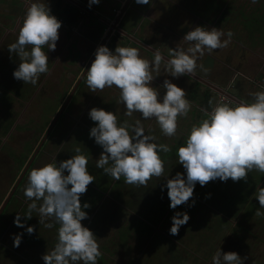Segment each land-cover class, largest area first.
<instances>
[{"label":"clouds","instance_id":"9594fccd","mask_svg":"<svg viewBox=\"0 0 264 264\" xmlns=\"http://www.w3.org/2000/svg\"><path fill=\"white\" fill-rule=\"evenodd\" d=\"M135 2L150 4L151 0ZM97 3L99 0H88L89 7ZM60 27L61 22L51 14L47 0H25L16 38L7 46L9 53L19 60L12 73L14 79L35 86L39 77L50 71L47 51L55 50ZM232 35L230 30L197 25L181 39L187 47H168L166 55L159 48L152 49L151 60L141 56L136 47L116 45L109 50L98 45L84 70L85 83L94 93L105 87L117 88L118 102L124 106L126 115L135 112L143 120H155L164 136L173 137L178 117H186L192 105L185 90L171 80L165 78L158 87L151 82L161 74V66L173 78L194 75L198 69L206 74L208 69L197 60L205 52L227 47ZM258 87L250 99L229 102L222 96L208 100L207 108L200 109L202 117L191 124L183 143L176 147L177 163L184 173L177 172L171 178L165 174L159 155L170 152L169 145L157 143L155 136L145 132L140 119L134 123L118 122L114 112L92 107L88 116L95 124L89 136L102 149L95 166L114 180L123 177L126 184L136 186H146L151 178L163 177L171 209L190 200L197 182L201 186L217 178L236 182L246 180L253 170L264 173V83ZM87 165L88 157L77 146L69 158L57 163L54 157L29 171L23 188L28 201L24 218L35 212L45 228L58 226L53 247L41 256L44 264H97L101 256L96 236L81 223L87 218L84 209L89 205L87 202L82 205L79 197L95 179ZM252 196L259 203L255 215L264 216L260 211L264 209V186L257 185ZM20 217L17 213L13 223L24 227ZM170 219L168 231L175 236L189 216L187 212L176 211ZM25 231L31 234L32 226ZM12 240L13 247H18L21 234L13 235ZM244 259L235 251L222 252L218 247L211 264H243Z\"/></svg>","mask_w":264,"mask_h":264},{"label":"rangeland","instance_id":"374dc122","mask_svg":"<svg viewBox=\"0 0 264 264\" xmlns=\"http://www.w3.org/2000/svg\"><path fill=\"white\" fill-rule=\"evenodd\" d=\"M48 1L49 0H47V2ZM102 1V9L103 7L112 6V4L109 3V0ZM230 4H232L234 8L230 10V15L225 17L227 22H222L219 25L221 31L226 32L230 30L233 33L231 42L225 48L213 50L211 53L205 52V54L197 60L198 64H203L204 67L208 69V72L204 74L198 69V75L194 74V78L187 75L173 78L166 73L163 74V66H161L160 75L162 76V79H160V75L154 77L155 80L153 79L151 82L153 87L160 86L165 78L171 80L179 87L181 85L189 87L192 81H201L203 77L208 74V77H212L208 80L209 82L211 80L216 81L217 79L222 80V85L219 86L221 90L227 91V87H229V89H232L235 92H240L241 96L243 95L249 99L251 98L250 94L252 92L259 90L258 86L264 83V36L262 37L263 34L257 27L263 29L264 31V26L258 24L256 27L252 24H248L247 20L250 17H253L254 14H261L264 12V0H257L256 3H252V0H230ZM140 5L142 6L140 8L141 11L143 10V7H145V4ZM254 10L257 12L252 15L251 12ZM217 11L218 10L216 9V12ZM166 12L170 13V16H165L166 19H172L174 17L172 16L174 10H168V7H166ZM53 15L55 16L57 14L53 13ZM124 15L126 16L125 23H147L143 17H140L134 11L128 10V13L126 11ZM152 15L156 17V12H153ZM0 19V23L2 22L3 24L0 26V77H5L0 78L1 123L2 120H8L4 117L7 111L10 113L8 117L10 116L13 121L16 120L19 112H21L22 108L24 109L25 105L23 106V103L20 104L16 102V100H13L14 97H12L9 93L6 95L10 98V100L12 97L11 101L9 100L8 103H4L2 99L5 94L2 89H6L11 92L17 88L15 86V82H13V78L8 80L6 77H13L12 71H10L7 75L5 70H7L10 64L18 65L19 60L14 53L10 54L7 48V46L16 38V22L12 20L4 21L5 19L2 15H0ZM85 25L87 24L84 23L82 26L85 27ZM148 26L150 27L149 30L151 34H160L159 27H155L153 24H149ZM6 28H8L9 31H6ZM90 31V29H84L83 31H79V33L88 34ZM70 34L71 33L67 35L66 40L69 43L70 41L68 38ZM139 34L142 35V32H139ZM163 36V38L169 39L176 44L175 42L177 41L175 40V37L169 36L167 33L166 36ZM157 38L159 39L161 37ZM65 39L66 36L64 34H62V36L58 34L55 50L47 51L46 47L44 49L47 51L50 71L46 74H42L36 84L39 85L42 77H47V91L44 93V97L42 99H51L50 101H52L56 96L58 97V93H61L63 90L67 91L69 88L71 89L70 82L76 78L75 76L79 75L77 74V71L80 68V64L77 62L76 57H74L75 54L73 55L72 51H63L66 49L64 48ZM77 43L78 42H74L73 44ZM131 46L133 47V44ZM80 49H82L81 46ZM88 55L89 53L86 54L84 61L88 59ZM207 56L211 57L208 58ZM57 58L58 60L55 62V59ZM84 61H81L82 65H84ZM54 63L56 64L53 67ZM73 73H76L74 76L75 78L72 77ZM195 84L197 85L198 82ZM28 87L29 90H25V97L31 96L33 88L35 89L36 86L29 84ZM204 88V86L199 87V95L202 94ZM228 91L232 92L230 90ZM107 93H109V91H105L103 93L100 91L94 97L92 92L86 90V94L83 92L81 97L78 98L75 93L73 100H76L70 105L69 115L71 116L66 117V124L63 123V120H60L53 128V134L55 133L53 137L54 145H51L50 143L46 144L44 153L38 156V159L35 160L33 167H38L46 162H50L54 157L57 163L64 160L66 153L71 152L80 141L79 137L86 136L88 134L85 130L94 126L95 122L91 121L88 116V111L92 107H101L106 111H111L113 108V112L117 116L118 122L128 121L129 123H134L136 120L140 119L144 129H147L148 127V132L146 133H151L155 136L157 143L171 144L175 142L174 138H178L186 134L187 128L185 126L187 125L190 127L191 124H193L190 113H188L186 117H178L176 135L173 137H166L161 133L158 125L155 123V120H143L141 119L140 114L135 112L131 116L126 115L124 106L118 102V89L111 92V94ZM214 93L215 95L217 94V92ZM220 96L221 95L218 93L215 98H221ZM47 97L50 99H46ZM199 97L188 98L186 95V99H188L192 105L190 111L192 110L194 113H196L195 108L197 110V106H199ZM59 102L60 100H56L53 102V105L49 106L51 113L56 111ZM37 103V99H34V102L27 110L24 111L25 117L22 119L21 123L24 122L23 124L25 126L32 125L33 122H36L34 120L36 117L35 114L40 110V105ZM107 105L111 108L107 109ZM4 108H7V110H4ZM9 108L10 110H8ZM75 109H77V112ZM148 122H150V126ZM64 129L67 133L60 136L58 132ZM178 132L179 134H177ZM42 135V130H40L37 133L38 139L41 138ZM1 138L2 134L0 141L2 140ZM24 138L25 134L18 131L17 138L11 135V138L9 139L12 140V143L10 144L11 146L6 142L0 150V157H2L0 159V163L6 165V172H8L9 168L11 169V176L9 178L7 177V179L11 178L10 186L13 184V174L17 175L20 173V166L14 163V158L16 157L20 145L23 149L22 157H26L27 159L31 156L38 144V140H31L29 143L25 144L23 142ZM62 139L63 143L61 142ZM16 140L18 144H15ZM4 149L6 150V154L2 153V150ZM62 153L64 154V157H62ZM100 153L101 151H96L93 155L88 156V163L95 166L96 159H98ZM60 154H62L61 157ZM159 155L161 158H164L166 153L161 152ZM164 168L166 174L168 173V178H171L177 173L175 170L176 167H172L171 165ZM212 183H215V185L221 183L224 188V192H226L227 189H231V193L228 194V196L224 195L220 197L218 195L214 198L210 194L216 195L215 192H217V190L214 192L209 189L212 184L207 182L205 185L208 189L201 192L209 194L205 195L202 201L209 202L212 199H216L221 204L212 203V205H209L207 209L206 207L205 209H199L200 203H198L196 207H193L198 211L192 217V222L189 221L187 222L188 225H183L187 229H179V233H187L188 236H186V234L184 236L182 233L179 236L176 235L179 237L176 241H171V238L174 236L170 235L168 231L169 226L171 225V221L169 220L163 221L155 226V229H151L154 236L149 239L147 237L138 239L137 237L126 236L127 239L124 241L119 238V236L123 234L122 230H124V228L122 227H124L127 223H131L130 218H132L133 214L135 215V213L131 210L130 201L135 197L142 198L145 196L140 193V191L135 192L137 187L134 188V185L126 184V189L121 191V195L115 198L116 201H113V199L109 197V192H105L104 195L96 201L86 200L87 198L81 194L82 199L86 202L88 201L90 204V208L86 212L87 218L82 220L81 223L85 227L89 228L97 238V243L101 252V256L98 257L97 261L101 258L104 261V264H211V257L219 247L222 252L235 251L239 256L246 257L243 264H264V216L255 215V211L259 208V203L256 198L252 196V193L255 191L257 185L264 186V173L253 170L247 175L246 180L233 182L229 178L227 181L222 182L217 178ZM156 184L157 182L153 181L151 186ZM91 186L96 188V186L92 183ZM235 187H238L239 190L237 188L235 189ZM88 192L89 190L87 188L83 194L87 195ZM232 197H234V199ZM191 200L192 198H190L189 201L191 202ZM161 201L162 200H156V205H158L156 209L161 208ZM231 201H233L234 204H229ZM151 202H153V200H151ZM250 203H254V213L252 215L249 213V211H253L250 208ZM178 208H180L181 212H187V205L184 203L181 204L180 207L178 205L176 209L171 210V217L176 211H178ZM260 211L264 212V209H260ZM170 215L168 218H170ZM139 218L145 221L143 217ZM157 219L158 218H156V220ZM39 224L41 226L37 232V236L41 239L40 245L42 248L39 247L37 249H33L29 245L27 246L22 238L18 247H13L12 239H10L11 241L8 239L3 242L0 241V246L5 250V255L0 256V258H2V263L0 264H29V262L32 264H44L41 256L53 247L56 241V229L58 226L53 224L52 228H45L43 223ZM150 226H152V224ZM138 227H141V225H138ZM146 227L147 229L139 228V230L143 229L142 231H148V226L145 225L144 228ZM10 230L13 231L12 229ZM13 232V235L17 233H23V235L26 234L25 229L22 230V233L20 229H18V231L16 229Z\"/></svg>","mask_w":264,"mask_h":264},{"label":"flooded vegetation","instance_id":"af4514ba","mask_svg":"<svg viewBox=\"0 0 264 264\" xmlns=\"http://www.w3.org/2000/svg\"><path fill=\"white\" fill-rule=\"evenodd\" d=\"M126 1L127 0H123L121 3L122 5L119 4V7L117 6L103 7L105 11L101 7V4L103 3L102 0L101 1L99 0V3L97 4H92L90 7L88 6V0H60L59 3H56V5L54 6L56 8L55 9L56 11L54 12L55 14H57L59 11H64L65 9L69 10L71 6L74 7L73 12H67V14L65 13L67 15V18H65V20L63 18H60L59 21L61 22V24H63L64 30L66 31L68 30L67 32L71 33L69 35V38L72 35H77V37L79 38L78 40L81 41L80 43L78 41V43L75 44L74 46H70V49L72 50L73 54L75 52V49H78V47H79V51L81 50L82 52V55L80 53V55L78 54L77 55L78 57L76 58L77 62L80 64V68L77 71V74L79 75L75 76L76 73H73L72 77L75 76L76 78L74 77L75 79L70 82L71 89L69 88L67 91L63 90L61 93H58V97L56 96L55 99L52 101H50L51 99L48 97L46 99H50V100H45V98L42 99L44 97V93L47 91L46 76L41 78L39 85H35L36 87L35 89L33 88L31 96L29 97L24 96L25 90H29L28 87L29 84H24L20 80L14 79L13 77L10 76H6L8 80H10V78H13L14 80L13 82H15V86L17 88L12 92H9L6 89H2L5 92L4 95L6 96V94L9 93L12 97H14L13 100H16V102L20 104L23 103V106L24 105L25 106L24 109L22 108L21 112H19L18 117L16 118V120L13 121L8 131L2 134V138H1L2 140L0 141V150L6 142L8 145L12 143V140H9L11 138V135L17 138L18 131L20 133L25 134V138L23 139V142L25 144L29 143L31 140L34 141L38 140V143L40 142L42 137L38 139L37 133L40 130H42V134L45 133V131L47 130L48 126L52 122L57 112L62 108L63 102L67 99L71 90L78 82L79 78L84 74V70H86L87 67L90 65V61L91 58L94 56L93 53L96 47L98 45H101L102 41L104 40V37L107 34H108V38L103 44L107 47L108 44H113V47H115L116 45L131 46L133 44V47L135 46L143 47L147 50L148 49L152 50V48L153 49L161 48L164 45V43H166L165 38L163 39L164 37L163 35L166 36V33L169 36L177 37L180 40V43L178 45L187 46L181 40V37H183L184 33H186L192 27H195L197 24L209 28L217 27L220 29L219 24H221L222 22L223 23L227 22L225 17H228L230 15V10L234 8L233 5L230 4V0H151V3L145 4L143 10L140 11V8L142 6L140 4H137L135 0H130L125 12L127 11L128 13V10L134 11L137 15L143 17L144 20L147 21V23L141 24L137 22L136 24H134V22H130L127 23V26H125L124 24H125L126 16L124 15L125 14L124 12L123 14L124 17L122 16L121 19L118 21V23L114 24L115 27L111 28L112 27L111 25L115 23L114 21L116 20L122 6H124ZM155 4H156V8L154 9ZM166 7H168V10H174L172 14V16L174 17L172 19L165 18V16H170V13L166 12ZM216 9L218 10L217 12ZM153 12H156V17L152 15ZM69 20L71 21L69 22ZM84 23L87 24L85 25L86 28L82 26ZM149 24H153L155 25V27H159L160 34L157 33L155 35H152L149 30L150 29V27L148 26ZM65 26L67 27L71 26V27L70 29H68L65 28ZM73 26L76 27V30H73L72 28ZM103 26L105 27L103 28ZM84 29H90L91 31L88 34L79 33V31H83ZM124 29L126 30L128 29L129 33L126 32ZM133 31H137L138 33V37L136 38V40L130 37ZM139 32H142V35L139 34ZM154 36H162V39L159 44H154ZM80 46L82 47V49H80ZM66 47L67 46L65 45L64 48ZM170 47H172V45ZM87 53H89V55L87 56L88 59L84 61V58L86 57ZM57 60L58 58L55 59V62ZM81 61H84V65L81 64ZM55 64L56 63H54L53 67L55 66ZM227 88L228 90L233 92L232 89H229V87ZM116 89L117 88L115 87H111V88L105 87L103 90H98L96 93L92 92V95L95 97L97 93L100 91L101 93L105 91H109V93L107 94H111V92H114ZM86 90L89 91L85 83V74H84L81 81L78 83V86L76 87L74 93L69 99L68 104L63 108L62 113L59 116L54 127L57 125V123L60 120H63V123L66 124V120H67L66 117L71 116L69 115L70 105L76 100V99L73 100L74 96L77 95V98L81 97L83 92H85L86 94ZM213 92L216 91L213 90ZM225 93L230 94L232 97H234V95L228 91H226ZM34 99H37L38 102L37 104L40 105V110L38 111V113L35 114L36 117L34 118V120L36 122H33L32 125L25 126L23 124L24 122L21 123L22 119H24L25 117L24 111L29 108V106L34 102ZM56 100H60V102L58 103V107L56 111L54 113H51L49 110V106L53 105V102ZM227 101L230 102V100ZM106 107H110V106L107 105ZM4 110H7V108L6 109L4 108ZM8 110H10V108ZM75 111L77 112V109H75ZM9 114L10 113L7 111L4 117H8ZM0 125H5V120H2ZM53 128L49 132L45 141L43 142L41 149L39 150L38 154L36 155L29 169L22 177V179L19 181L15 189H13L14 183L19 178L22 169L25 163L27 162L26 160H28V158L24 159V157H22L23 149L21 145L19 150L17 151L16 157L14 158V163L20 166V170H19L20 173H18L17 175L13 174V182H12L13 184L11 183L12 186H10L11 178L7 179V177L9 178L11 176V172H10L11 169L9 168L8 172H6L7 171L6 165L0 163V241L2 242L5 241L6 239L11 241L10 239H12L13 237L14 230L17 229L18 231V229H20L22 233V230L26 229L27 226H32L33 232L31 234L25 232L26 233L25 235H23L22 233L21 238L27 244V246L29 245L33 249H37L39 247L42 248V246L40 245L41 239L38 238L37 236V232L39 231V228L41 226L39 224L38 214L33 212V215L28 219H25L23 216V214L27 210V204H28V201H26V198L23 193V188L26 183L30 169H32L35 160L38 159V156L44 153V148L46 144L50 143L51 145H54L53 137L55 133L53 134ZM66 133L67 132H65V129L58 132L60 136L63 134L65 135ZM0 137H1V133H0ZM61 142L63 143V139L61 140ZM15 144H18L17 140ZM2 153L6 154V150L5 149L2 150ZM62 154H60V157L62 156ZM62 157H64V154ZM1 158L2 157H0V159ZM64 159H67L66 156L64 157ZM23 160H24V165L21 166V162ZM7 199L8 201L5 207L1 209L2 204ZM17 213L21 214L20 219L22 220L24 227H17L14 225L13 219ZM46 222H50V221H46ZM10 229H12L13 231H11ZM2 255H5V250L2 249V247L0 246V256ZM0 263H2V258H0ZM29 264L32 263L29 262Z\"/></svg>","mask_w":264,"mask_h":264},{"label":"crops","instance_id":"0c3cea01","mask_svg":"<svg viewBox=\"0 0 264 264\" xmlns=\"http://www.w3.org/2000/svg\"><path fill=\"white\" fill-rule=\"evenodd\" d=\"M122 1L123 0H111V1H109V3L110 4H112V6H116V4L117 3H122ZM60 2V0H49L48 2H47V5H48V7H49V9H50V12H51V14H53L56 10V8L54 7L55 5H56V3H59ZM62 4H65V3H62ZM122 5V4H121ZM24 8H25V0H0V15H2V17L5 19L4 21H10V20H12V21H15L16 22V25H15V29L17 30L18 29V27H19V23H20V20H21V18H22V16H23V11H24ZM156 8V4H155V6H154V9ZM62 14V15H61ZM65 17H64V16ZM55 17L59 20L60 18H67V15L64 13V11H59L58 13H57V15H55ZM1 20V19H0ZM137 22H135L134 24H136ZM1 25H3L2 24V22L0 23V26ZM125 26H127V23H125L124 24ZM61 26L64 28V26H63V24H61ZM62 27H60L59 29H61V30H59L58 29V34L59 35H61L62 36V34H64L65 36H66V39L64 40V43H65V45L67 46L66 47V49H64L63 51H72L71 49H70V46H74L75 44H73L74 42H78L79 40V38L77 37L76 38V36L77 35H72L70 38H68L69 39V41H70V43L69 42H67L66 40H67V35H68V33L69 32H67L66 30H64ZM70 27L71 26H69V27H67V26H65V28H68V29H70ZM73 28V30H76V27H72ZM6 31H9V29L8 28H6L5 29ZM126 32H128L129 33V31H128V29L126 30V29H124ZM152 35H154V34H152ZM130 37H132L133 39H135L136 40V38L138 37V33H137V31H133V33L131 34V36ZM157 37H161V38H157ZM161 39H162V36H154V44H159L160 43V41H161ZM164 39V38H163ZM181 39H182V37H181ZM175 40L177 41V42H175L176 44H174L171 40H169V39H166L165 38V42L166 43H164V45L161 47V48H159L160 50H161V52H162V54H165L166 55V53H167V49H168V47H170L171 45H172V47H175V45H178L179 43H180V40L177 38V37H175ZM81 41H79V43H80ZM171 43V44H170ZM147 44V43H146ZM170 44V45H169ZM148 46V45H147ZM138 50H139V53L141 54V56H143V57H145V58H147V59H149V60H151V58H152V51L150 50V49H145V48H143V47H138V46H135ZM181 47H187V46H181ZM108 48H109V50H113L115 47H113V44H108ZM152 48V47H151ZM153 49V48H152ZM80 53H81V55H82V52L81 51H79V47H78V49H75V52H74V54H75V56L74 57H78L77 55L79 54L80 55ZM73 54V55H74ZM208 58H210V56H207ZM209 60H212V59H209ZM11 65H13V64H11ZM230 67V66H229ZM5 72H8V68H7V70H5ZM10 73V72H9ZM163 74H165V73H163ZM197 75H198V72L196 73ZM7 75H8V73H7ZM196 75V76H197ZM208 75V74H207ZM207 75H205L204 77H203V81H205V82H207V83H209V84H211V85H214V86H216V87H218L219 88V86L220 85H222V80L221 79H217L216 81H214V80H211L210 82L208 81L210 78H212V77H208ZM199 77V76H198ZM0 78H5V77H0ZM191 78H194V77H191ZM160 79H162V76L160 75ZM198 79V78H197ZM155 80V79H154ZM190 80V79H189ZM221 80V81H220ZM191 81V80H190ZM224 81H225V79H224ZM198 82V84L196 85L195 83H197ZM155 83H157V82H155ZM161 85V84H160ZM202 86H204L205 88L203 89V92H202V94L201 95H199L198 94V91H199V87H202ZM181 88H183L184 90H185V94L187 95V97L188 98H190V97H193V98H196V97H199V99H198V103H199V106H197L198 107V109L196 110V108H195V112L196 113H194L192 110L191 111H189V113L191 114V121H192V123H194V122H196L197 120H199L201 117H202V112L200 111V109L201 108H207V106H208V100L209 99H213V100H216V96H217V94L215 95V93L213 92V90H211L205 83H203V82H201V81H199V80H197V81H192V83H191V85H189V87H186V85H181L180 86ZM161 90V92L163 91V89H160ZM196 91L197 90V94H196V97L194 96V93H192V91ZM224 92H226L225 90H223ZM227 91H228V89H227ZM229 92V91H228ZM204 93H208L211 97H206L205 96V94ZM230 93H232L233 95H234V97L235 98H238V100L239 99H249V98H246L245 96H241V93L240 92H235V91H233V92H230ZM191 95V96H190ZM6 96L5 95H3V97H2V99H3V102L5 103V101H4V98H5ZM220 97H222V96H220ZM192 99V98H191ZM218 99H219V97H218ZM11 100H12V98H11ZM10 100V101H11ZM194 101V100H193ZM231 102V101H230ZM6 103H7V101H6ZM111 107H107V109H110ZM111 111L113 112V108L111 109ZM7 118V117H6ZM5 118V119H6ZM7 120H5V122H6ZM149 123V126H150V122H148ZM156 123V122H155ZM187 129L189 128L187 125L185 126ZM85 132H87V133H89V129H86L85 130ZM145 132H148V127H147V129L145 128ZM177 134H179V132L177 133ZM184 136H185V134L183 135V136H181V137H178V138H174L175 140V142H173V143H171V144H168V143H166L167 145H169V147L171 148V151L170 152H173V153H166V156L164 157V158H161L162 160H163V163H164V167H166V166H169V165H171L172 167H176V171L177 172H180L181 174H183L184 173V169H183V167H182V165H180L179 163H177V157H176V154H175V151H176V147L178 146V145H180V144H182L183 143V140H184ZM163 144V143H162ZM75 147H77V146H75ZM96 151H102V149H101V147L100 146H96L95 147V149L94 148H92L91 150H90V152H89V156L90 155H93V153H96ZM69 154L70 153H67V155H66V158H69ZM87 154H88V152H87ZM87 154L85 155V156H87ZM160 154V153H159ZM94 166V165H93ZM96 167V166H95ZM165 169V168H164ZM175 172V171H174ZM173 173V172H172ZM165 174H166V172H165ZM114 180V179H113ZM115 181V180H114ZM153 181H155V182H157V184L156 185H152L151 186V183H153ZM239 181V180H238ZM212 185H210V187L211 188H209V189H211L212 191H216L217 190V192H215L216 193V195H214V194H210L211 196H213L214 198L215 197H217L218 195L221 197V196H224L225 194H230L231 193V189L230 190H226V192H224V188L222 187V184L221 183H219V184H217V185H215V183H212L213 181H209ZM237 182V181H236ZM164 184H165V180H164V178L163 177H161L160 179H158V178H151L148 182H147V185L146 186H136V185H134V188H136L137 187V190L135 191V192H139L140 191V193H142L143 195H146V192H148V193H150V195L148 196V197H150V199L154 196V198L155 199H153V200H158V201H160V200H162L161 202H163V203H165V201H169V199H168V197H167V189H166V187H163L164 186ZM128 185V184H127ZM238 189L239 190V188L238 187H235V189ZM208 189V187L206 186V185H204V186H201L198 182L195 184V186H194V189H193V195H192V197L191 198H193L194 200H195V198H197V197H199L200 199H197V201H195L197 204L198 203H200V206H199V209L200 208H204L205 209V207H206V209L209 207V205H212V203L213 204H217V203H220L218 200H216V199H212L211 201H209V202H205V201H202L203 200V198H204V196L205 195H208L209 193H205V192H201V191H206ZM116 190H118V189H116ZM116 192V195L117 196H119V194L121 193L119 190L118 191H115ZM115 192H110V194L111 195H114V193ZM197 192H201V193H197ZM152 194V195H151ZM108 196V195H107ZM147 196V195H146ZM110 197V196H109ZM111 199H113V201H116L115 200V198L113 197H110ZM79 200H80V203L83 205L86 201L85 200H83V199H81V197H79ZM157 203V202H156ZM143 205H140L139 207H142ZM180 206V205H179ZM216 206V205H215ZM89 208L90 207H88L87 209H84V211H88L89 210ZM198 210H196L195 211V214H196V212H197ZM164 212H165V214L162 216V219H161V221H160V223H162L163 222V220H164V218H165V215L167 214V213H169V209L168 210H164ZM187 224V223H186ZM185 224V225H186ZM171 226V225H170ZM170 226H169V228H170ZM181 228H183V229H186L185 228V226H181L180 227V229ZM180 232V231H179ZM178 232V236L182 233H179ZM186 234V236H188V234L187 233H185ZM185 234H183L182 233V235H184L185 236ZM151 237H152V235H150ZM150 236H149V238H150ZM153 236H154V234H153ZM131 237H135L133 234H132V236ZM179 239V237H177L176 235L173 237V238H171V241H176V240H178ZM101 259V258H100Z\"/></svg>","mask_w":264,"mask_h":264},{"label":"trees","instance_id":"16d2710c","mask_svg":"<svg viewBox=\"0 0 264 264\" xmlns=\"http://www.w3.org/2000/svg\"><path fill=\"white\" fill-rule=\"evenodd\" d=\"M109 1H111V0H109ZM119 4L120 3H117L116 6L119 7ZM73 11H74V7L71 6L69 8V10L65 9L64 13L67 14V12H73ZM256 12L257 11L254 10L253 12H251V14L253 15ZM70 21L71 20H69V22ZM247 23L248 24H252V25H254L256 27H257L258 24L264 26V12H262L261 14H254L253 17H250L247 20ZM104 27L105 26H103V28ZM257 28L261 30V32L263 34L262 37H263L264 36L263 29H261L259 27H257ZM263 39H264V37H263ZM16 67H17V64H13V65L10 64V66H8V72L7 73H9L10 71L14 70ZM192 93H194V96L196 97L197 90L196 91L193 90ZM204 94H205L206 97H211L208 93H204ZM9 100H10V98L6 95V97L4 98V101L5 102L7 101V103H8ZM7 119L8 120L5 122V125H0V128H1L0 133L1 134L6 133L8 131V129H9V127L11 126V124L13 123V120H12V118L10 116L7 117ZM47 119H49V118H47ZM46 121H45V123H46ZM79 138H80V141L78 142V144L76 146L80 147L81 152L84 155H86L87 152H88L87 157L89 156V152H90V150L92 148H95L96 146H99V145H97L94 142L93 138H90L89 133L86 136H80ZM68 153H70L69 154V157H70L71 154H72V151L68 152ZM66 155H67V153H66ZM24 159H26V157ZM23 165H24V160L21 162V166H23ZM87 168H88L89 173L91 175H93L94 178H95L91 183L94 186H96V188L91 186V183H89L90 185L89 184L87 185V188H88L89 192L87 193V195L82 194V196L87 198L86 200L96 201L98 198L102 197V195H104L105 192H109V196L110 197L117 198L118 196L116 195L115 191L119 190L121 192L124 189H126V183L124 182L123 177H121L120 180H115L114 181L112 177L107 176L106 174H104L102 169L96 168L95 166H93V165H91L89 163L87 165ZM116 189H118V190H116ZM112 191L115 192L114 195L110 194V192H112ZM148 194L150 195V193L146 192L147 196L145 195L142 198L141 197H137V198L135 197L134 199H132L130 201L131 210L135 213V215L133 214L132 218H130L131 223H127L124 227H122V228H124V230H122L123 234L119 236L120 239H123L124 241H126V239H127L126 236H130L131 237L132 234L135 237H137L138 239L139 238H143V237H147L149 239L150 235L153 236L152 230L155 229V226L160 224L162 216L165 214L164 210H168L169 209V213H167L165 215V218H164L163 221H167V220L171 221L170 212H171L172 209L169 208V201H165V203L161 202V208L160 209H156L158 207V205H156L157 204L156 201L153 200V199H155L154 196L152 197L153 199L152 198L150 199V197H148L149 196ZM120 195H121V193L119 194V196ZM225 195L228 196V194H225ZM80 197H81V195H80ZM232 198L234 199V197H232ZM81 199H82V197H81ZM197 199H200V198L197 197V198H195V200L192 198L191 202L190 201L186 202L187 214L189 216V220L187 222H189V221L192 222V217L195 215V211H196L193 207H196L197 203L195 201H197ZM151 200H153V202L155 204L153 202H151ZM87 203H88V205L90 207V204H89L88 201H87ZM229 204H234V202L231 201ZM235 204H237V203H235ZM253 204L254 203H250L249 204L250 208L253 210L252 212L249 211V213L251 215L254 213V205ZM140 205H143V206L139 207ZM224 206H227V205H224ZM221 207H223V206H221ZM178 211H180V208H178ZM169 215H170V218H168ZM139 217H143L146 222L141 220ZM156 218H158V219L156 220ZM136 219H137V221H136ZM137 224L141 225V227H138ZM151 224H152V226H150ZM145 225L148 226V231H142L143 229H147V227L144 228ZM186 225H188V224H186ZM139 228H143V229L139 230ZM97 264H104V261L102 259H99L97 261Z\"/></svg>","mask_w":264,"mask_h":264},{"label":"water","instance_id":"95a60500","mask_svg":"<svg viewBox=\"0 0 264 264\" xmlns=\"http://www.w3.org/2000/svg\"><path fill=\"white\" fill-rule=\"evenodd\" d=\"M130 0H127L126 3L124 4V6H122L116 20L114 21L115 23H113L111 26V28H114L115 25L114 24H117L118 21L121 19V17L123 16L126 8L128 7L127 5L129 4ZM108 38V34L104 37V40L102 41L101 45H103L106 41V39ZM94 58V56L91 58V61L92 59ZM90 61V63H91ZM84 75V74H83ZM83 75L79 78L78 82L76 83V85L73 87V89L71 90L69 96L67 97V99L64 101V103L62 104V108L57 112V114L55 115V117L53 118L52 122L50 123V125L48 126L47 130L45 131V133L43 134L40 142L38 143V145L36 146V148L34 149V151L32 152L31 156L28 158L27 162L25 163L23 169H22V172L19 176V178L16 180V182L14 183V186H13V189H15L19 183V181L22 179V177L25 175V173L27 172V170L29 169L30 165L32 164L33 160L35 159L36 155L38 154L39 150L41 149L42 147V144L43 142L45 141V139L47 138L49 132L52 130V128L54 127L55 123L57 122L59 116L61 115L62 113V110L63 108L67 105L69 99L71 98L72 94L74 93L76 87L78 86V83L81 81ZM192 77H194V75H191ZM201 82L205 83L210 89H213L214 91L217 92V94L219 93L221 96H223L224 98H226V100H230V101H234V100H238L234 97H232L230 94H227L225 93L223 90H221L220 88H217L216 86L214 85H211L203 80H201ZM8 199L2 204V208L3 209L7 203Z\"/></svg>","mask_w":264,"mask_h":264},{"label":"built area","instance_id":"2783aa9c","mask_svg":"<svg viewBox=\"0 0 264 264\" xmlns=\"http://www.w3.org/2000/svg\"><path fill=\"white\" fill-rule=\"evenodd\" d=\"M221 98H223V97H221ZM224 100H226L225 98H223ZM227 101V100H226Z\"/></svg>","mask_w":264,"mask_h":264}]
</instances>
